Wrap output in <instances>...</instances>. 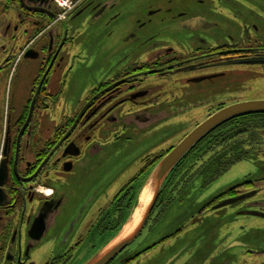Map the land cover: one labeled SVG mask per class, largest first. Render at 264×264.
<instances>
[{"label":"flooded vegetation","instance_id":"1","mask_svg":"<svg viewBox=\"0 0 264 264\" xmlns=\"http://www.w3.org/2000/svg\"><path fill=\"white\" fill-rule=\"evenodd\" d=\"M57 1L0 0V264H74L73 257L84 251L85 264L118 233L132 211L135 185L173 147L143 154L139 169L122 184L109 188L102 200L104 189L111 186L107 182L94 184L91 195L76 207V215L67 220L71 219L64 229L67 221L61 226L59 220L67 195L59 188L66 187L77 166L85 160L90 163L108 144L123 139L126 127L131 126L136 138L148 137L155 121L166 117L164 113L155 116V112H192L205 106L207 119L227 106L246 102V96L239 95L230 103L213 99L200 104L195 97L201 91L195 89L179 94L178 102L167 100L156 107L153 95L160 89L155 88V79L164 83L178 78L192 87L224 80L235 74H229L234 68L249 66H260V75H264V35H260L263 41H246L248 32L259 34V29L246 22V14L231 6L241 0H143L142 18L135 19L134 30L125 41L140 43L147 49L146 55L120 58L116 64L119 69L110 77L85 78L87 89L76 105L79 95H64L66 87L74 92L67 82L80 30L71 32L69 21L80 17L84 27L104 23L103 28L110 30L120 16L116 10L125 0H67L69 9L63 20L59 19L63 13ZM224 1L229 9L219 7ZM156 2H164V6ZM188 2L212 10H187ZM243 3L246 6V0ZM114 9L113 15L103 18ZM210 12L213 15H208ZM226 18L241 29L240 37L230 32L210 40L197 36L226 29L227 22L222 21ZM159 20H169L176 32L197 37L178 49L156 41L158 35L154 33L140 40L137 33L155 31L153 22ZM22 63L31 65L27 86L11 93L9 81ZM242 72L246 74V70ZM233 122L219 128H230ZM252 145H246L245 156L210 159L190 155L184 159L165 182L140 235L108 264H139L140 259L157 252L164 255L162 264H246L249 255L264 259V251L246 249L245 241L233 239L238 216L264 219V200H254L259 193L255 186L264 184V142L259 146L262 151H254ZM235 158L257 165V179L246 178L200 206L191 205L178 223H169L167 231L152 243L132 247L144 232H152L175 204L181 210L182 196L192 183L199 182L201 188L215 183L239 163L230 164ZM190 231H197L192 241L185 238Z\"/></svg>","mask_w":264,"mask_h":264},{"label":"rangeland","instance_id":"2","mask_svg":"<svg viewBox=\"0 0 264 264\" xmlns=\"http://www.w3.org/2000/svg\"><path fill=\"white\" fill-rule=\"evenodd\" d=\"M253 1L254 4L251 0H246V6L243 3L244 0H241V2L237 1L234 5L231 4L234 9L240 10L243 12V15L246 14V22H248V24H254L259 29V34L254 30L248 32L249 34H246V41L249 40V38L261 40L262 36L260 35H264V0ZM156 3L164 6V2ZM145 4L146 2L143 0H125V2L119 5L116 10L119 12L120 16L117 22L109 27L111 32L110 30L103 28L104 23L101 25L95 23L94 25L84 27L83 18L76 17L74 20L69 21L71 32L79 27L80 30L77 32L79 37L75 40V45L72 50L74 61H72L71 76L68 78L67 82L68 89L74 90V92L68 91L66 87L64 88V95H79L80 97L78 100L74 102L76 105L81 101V97L87 89V79L100 80L112 76L119 69L120 66L117 68L116 64L122 57H126L130 60V54L132 59H140L146 55L145 53L147 49L140 46V43H128L125 41L127 36L134 30L135 19L142 18ZM219 7L222 9L228 8V2H222ZM186 9L198 13H206L209 10H212L210 8L205 10L198 8L193 2H188ZM245 11L246 13H244ZM114 13L115 9L104 15L103 18H107ZM208 15L213 14L210 12ZM222 21L227 22L226 29L221 28L213 34L201 33L197 34V36L210 40L214 37L223 36L226 32H230L233 36L239 35L238 37H240V34L242 35L241 29L239 31L237 24L231 23L227 18L226 20L222 19ZM66 24L67 23L65 22L60 24V26L62 27ZM153 24L155 26L152 27L155 31H140L137 33L140 40L145 39L150 36L149 34L154 33L158 35L157 38H155L156 41L161 40L164 45H171L178 49L179 47L182 48L187 45L188 42L190 43V39L195 40V37H197H192L189 33L183 31L180 32L177 30L176 32V27L173 26L174 24L169 20H159L153 22ZM156 30H160V32H157ZM155 40H153V42ZM126 63H128L127 60L123 65ZM29 67H31L29 63H22L16 69L14 77L9 81L11 93H17L27 86L28 81L26 80L31 75ZM244 70H246V74L245 72H242ZM261 71L262 69L260 66H249L246 67V69L238 67L229 72V74L235 73L234 75H229L224 80H219L213 84L200 83L192 87H189L178 78L167 79L163 81L164 83H160L155 79L153 82L155 88L160 89V91L153 95L154 103L157 107L159 105H165L167 100H170V102H178L179 94L183 91L195 89L201 91V93L195 97V101L200 104L212 102L213 99L230 103L231 100L238 98L239 95H245L246 101L264 100V75H260ZM238 72L241 73L238 75ZM66 101L69 102V97ZM206 108L207 107L205 106H201L192 112H177L174 110L168 112L165 109L160 113L155 112V116L164 113L166 117H162V120L159 122L155 121V128L150 131L148 137L141 138V136H139L136 138L131 126L126 127L127 131L123 134V139L115 144H108L102 151L101 155L95 159L89 160L91 161L90 163H87L88 161L85 160L84 163L81 164L83 166H77L75 171L71 173L73 175L68 180V184L67 182L64 184L66 187L62 188L61 185L59 188V191H63L64 194L67 195L66 207L59 220L61 226L69 218L76 215V207L84 204L87 198L91 195V190L93 189V186H95L94 184L98 183L99 185L100 183L107 182L106 185L111 186L104 189L105 193L104 195L102 194L101 200L104 199L105 195L110 192V190H108L109 188L122 184L131 174L139 169L141 159L145 157L143 154H156L169 147L174 148L195 128V124L199 125L206 120L208 115ZM133 113L134 112L129 111L128 114L131 116ZM260 141L264 142V136L263 138L261 137ZM199 155L200 154H193V156ZM210 156L219 155L210 153L209 157ZM126 164L127 166H125ZM256 166L251 162H239L218 181L207 187L201 188L199 182L192 183L187 189V192L182 196L184 199V205L181 210L178 209V204H175L167 214L166 218L162 220L152 232H144L142 237L132 247L138 248L147 246L148 243H152L167 231L169 223H178L179 219L190 209L191 205L200 206L221 190L234 186L242 180H246V178L251 181L256 180L257 175L259 174V172L255 170ZM103 176H105V179L100 180ZM144 178L135 185L134 191L136 194L139 192L140 187L144 182ZM255 188L259 190L260 194L258 193L254 200H264V184L256 185ZM100 193L101 192H99L98 197ZM99 200L100 198L98 200L96 198V201ZM237 219L239 220H237L236 227L234 228L233 239H236V242L245 241L246 249L264 251V219L247 215L238 216ZM70 221L71 219L64 224V229L66 224ZM241 226H246V229L242 231L240 229ZM196 233L197 231H190L186 234L185 238L192 241ZM210 249L211 251L215 249L213 243L211 244ZM233 249L236 250L237 248L234 247ZM157 253H151L143 257L139 260V264H162V256L164 255H158ZM85 255V251L76 254L73 257L74 264H82L86 259ZM263 260L264 259L261 260L260 258L251 257L249 255L246 259V264H261Z\"/></svg>","mask_w":264,"mask_h":264},{"label":"water","instance_id":"3","mask_svg":"<svg viewBox=\"0 0 264 264\" xmlns=\"http://www.w3.org/2000/svg\"><path fill=\"white\" fill-rule=\"evenodd\" d=\"M259 114H264V100L240 102L219 110L196 126L145 176L132 211L121 229L85 264H108L137 239L146 225L165 182L203 139L226 122Z\"/></svg>","mask_w":264,"mask_h":264},{"label":"trees","instance_id":"4","mask_svg":"<svg viewBox=\"0 0 264 264\" xmlns=\"http://www.w3.org/2000/svg\"><path fill=\"white\" fill-rule=\"evenodd\" d=\"M230 128L221 130L219 127L203 139L188 155L200 154L209 156L210 153L219 156H245L246 145L251 142L254 151H262L261 134L264 131V114L248 115L237 120ZM221 127V126H220ZM246 131L250 135L246 136ZM220 151V152H219ZM187 156V157H188ZM164 156H161V159ZM186 157V158H187ZM213 159L214 157H209ZM240 159L230 160V164L239 162Z\"/></svg>","mask_w":264,"mask_h":264},{"label":"built area","instance_id":"5","mask_svg":"<svg viewBox=\"0 0 264 264\" xmlns=\"http://www.w3.org/2000/svg\"><path fill=\"white\" fill-rule=\"evenodd\" d=\"M56 5H57V7L60 9V10H62V13H63V15L62 16H60V20H62L63 18H64V16L66 15V12L68 11V1L67 0H58L57 2H56Z\"/></svg>","mask_w":264,"mask_h":264}]
</instances>
